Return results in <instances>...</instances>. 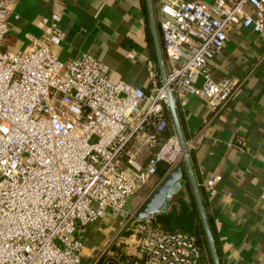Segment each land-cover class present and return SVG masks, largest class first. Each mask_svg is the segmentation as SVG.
I'll return each mask as SVG.
<instances>
[{
  "label": "built area",
  "instance_id": "built-area-1",
  "mask_svg": "<svg viewBox=\"0 0 264 264\" xmlns=\"http://www.w3.org/2000/svg\"><path fill=\"white\" fill-rule=\"evenodd\" d=\"M158 12L167 83L150 61L148 92L111 81L109 67L88 53L59 60L57 14L30 50H0V264H83L86 228L107 214L121 218L159 164L182 157L175 133L163 137L166 87L175 108L190 95L214 112L239 93L236 81L213 80L209 62L233 26L264 43V0H163ZM10 14L9 0H0V44ZM220 180H206L209 194ZM137 249L143 264H201L189 232L147 227Z\"/></svg>",
  "mask_w": 264,
  "mask_h": 264
},
{
  "label": "crops",
  "instance_id": "crops-1",
  "mask_svg": "<svg viewBox=\"0 0 264 264\" xmlns=\"http://www.w3.org/2000/svg\"><path fill=\"white\" fill-rule=\"evenodd\" d=\"M161 2L153 0L157 27ZM9 5L2 52L33 48L49 27L51 15L57 14L65 33L61 45L52 48L59 60L70 61L88 53L109 67L111 81H123L148 92L147 64L152 61L156 68L157 64L151 51L145 0H9ZM209 67L213 80H234L240 91L218 112L194 96L185 97L183 104H176L180 126L221 263L264 264V43L251 29L233 26ZM201 83L198 78L196 85ZM239 142L243 152L229 146ZM148 154L139 158L143 166ZM181 161L182 157L173 165L160 163L143 194L129 199L125 213L134 214ZM214 176H221V180L211 195L204 184ZM116 219L107 214L90 234ZM87 257L83 250V259Z\"/></svg>",
  "mask_w": 264,
  "mask_h": 264
},
{
  "label": "water",
  "instance_id": "water-1",
  "mask_svg": "<svg viewBox=\"0 0 264 264\" xmlns=\"http://www.w3.org/2000/svg\"><path fill=\"white\" fill-rule=\"evenodd\" d=\"M145 1L148 12L149 31L152 37L157 68L160 74L161 83L163 85H166L167 83L166 56L163 53L161 47L160 35L155 18L153 0H145ZM166 100H167L169 114L171 117V122L173 125V130L180 147L182 160L185 167V172L187 174L188 181L191 186V190L200 217L201 225L205 234L212 263L221 264L219 256L217 254L215 241L207 219L205 206L201 197L200 189L191 164L189 150L180 126L179 117L174 105L173 97L168 87H166ZM182 178H183V170L180 165H177L156 186V188L141 204V206H139V208L134 213V216L137 219H146L154 215L160 214L162 212H165L172 198L181 190L183 186Z\"/></svg>",
  "mask_w": 264,
  "mask_h": 264
},
{
  "label": "trees",
  "instance_id": "trees-1",
  "mask_svg": "<svg viewBox=\"0 0 264 264\" xmlns=\"http://www.w3.org/2000/svg\"><path fill=\"white\" fill-rule=\"evenodd\" d=\"M151 51L153 54V59L155 60L153 43L150 42ZM158 71V70H157ZM159 73V72H158ZM173 125L171 119L169 121V128L165 132V138L173 134ZM180 166L183 170V186L181 190L172 198L169 203V207L165 212L154 215L146 219H137L136 222L140 227H150L157 229L161 232H189L195 235L197 244L201 251V264H213L207 246V241L205 234L201 225L200 217L197 211V207L194 201L193 193L191 190L190 183L188 181L187 174L185 172V167L183 161H181ZM215 245L217 248V254L220 259V248L216 238L214 236L213 228L209 223ZM138 252V251H137ZM221 262V260H220ZM143 257L137 253V256H127V254L113 253L111 256H100L96 264H143ZM222 264V263H221Z\"/></svg>",
  "mask_w": 264,
  "mask_h": 264
},
{
  "label": "rangeland",
  "instance_id": "rangeland-1",
  "mask_svg": "<svg viewBox=\"0 0 264 264\" xmlns=\"http://www.w3.org/2000/svg\"><path fill=\"white\" fill-rule=\"evenodd\" d=\"M155 178L152 176L147 183L137 192V195H142L144 189ZM152 184V183H150ZM133 198V197H132ZM137 218L134 214L126 213L121 218H117L114 224L100 225L99 230L94 234H90L97 226V223L89 225L85 232L79 237L84 244L85 255L88 254V260L83 259V264H92L94 260L99 259L100 256H111L115 252H123L127 256H137L138 243L144 234V227H140ZM102 222V220H101ZM122 222V224L120 223ZM100 223V222H99ZM111 226H113L112 229ZM147 228V227H146ZM90 238L91 241H90Z\"/></svg>",
  "mask_w": 264,
  "mask_h": 264
}]
</instances>
